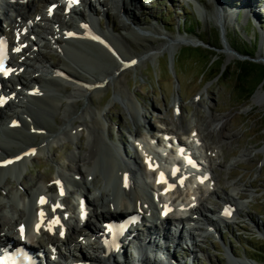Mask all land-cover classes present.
I'll return each instance as SVG.
<instances>
[{
  "label": "rangeland",
  "instance_id": "obj_1",
  "mask_svg": "<svg viewBox=\"0 0 264 264\" xmlns=\"http://www.w3.org/2000/svg\"><path fill=\"white\" fill-rule=\"evenodd\" d=\"M5 1L8 2L7 7L5 9L0 7V28L8 20L16 19V17L20 19L17 14L21 10L29 9L26 7L27 5L21 4V0ZM213 1L157 0L149 5V1L145 0L142 7L134 10V15L131 14L133 17L136 15V18H132L125 6L116 5L112 0H100V8L94 5L97 20L100 22L102 19V30L113 39L116 49L125 53L130 60L126 61V64L120 63L116 77L113 79L109 77L106 84L104 83L92 95L81 97V101L89 103L91 115L99 118L100 134L104 133L106 142L120 143L124 158H136L142 163L143 160L139 152L132 151L134 136L142 139L158 136L168 127L172 128L169 132L176 133L186 139L196 125L199 128L207 127L208 122L212 120V114L218 117L225 116V119L227 118L226 129L232 137L222 140L218 143L220 147L215 149L219 152L216 155V158L219 159L216 171L220 174L221 181L217 187L218 193L205 197V204L210 209L205 213L210 220L212 217H216V214L221 212L219 210L224 202L222 199L227 198L228 194H232L234 198L228 197L227 199L232 203L240 204L243 209L233 218L232 222L228 224L221 220L217 222V236L205 231V228H208L207 223L210 222L207 221V218L198 214L193 215L195 224L200 226V229L195 231L197 242L192 245V248L195 247L193 250L196 253L194 257L196 261L193 264H238L232 262L231 258L247 259L246 262L249 264H264V102H254L255 95L248 97L245 92L238 90V87L235 86L234 73L237 69L235 63L240 59L238 57L230 58L229 52L226 51L231 44L242 50H244L243 45L247 44L250 45V47L248 46L250 51L256 46L258 49H255V57L251 58L245 55L246 58L242 60L264 57V0L261 2L259 0H253L254 2L218 0L219 10L224 21L221 24L223 27L218 26L217 20L214 18L216 8ZM44 6H40V9H43ZM101 9L106 10L101 13ZM230 12L235 14L231 15ZM31 15L34 14L31 13ZM190 22L192 27L187 24L182 32L179 30V26ZM100 24L101 22L98 23L99 26ZM65 27L61 26L63 31H65ZM221 29H223L225 41L220 39V36L222 37ZM49 31L50 29H48ZM47 34H44V38L39 36L37 39L39 50L42 53L35 52L32 57L26 60L30 65V67L27 65L28 68L24 72L26 80L41 74L44 65L53 64L59 59L62 60H59V65L65 68L69 66L72 70L76 68L75 71L80 69L76 63L85 64L87 69L93 66L97 71L114 68V61L111 60V57L117 58V54L110 51L106 45L94 46L79 42L62 43L61 47L70 50L65 54H59L57 52L59 47L52 45L50 40L47 41ZM66 34L62 36V40ZM165 40L170 43L164 44ZM208 42L221 47L219 53L228 60L226 67L230 68L228 76L215 77L217 72V66H215L202 77L201 71L204 61L207 59L202 50L210 47ZM191 43H196V45ZM183 47H199L201 49L186 48L184 52H181ZM67 63L69 65H66ZM257 63L264 65L263 62ZM261 70V67L256 66L250 76H243V84L250 85L249 87L254 86L257 82L256 77ZM69 72L71 73V71ZM32 86L31 84L30 87ZM61 88V94L66 93L64 94L65 98L61 97L60 92L56 90L45 93L46 96L42 93L36 95L38 101L32 100L30 106L32 111L29 110L32 112L29 113L30 121H26L23 128L16 129L17 131L11 130L12 132L16 131L17 135L7 136L12 133L0 130L1 133L4 132L3 135L6 134L3 136V144L15 147L14 149L20 147L21 144L22 148L28 144H40L45 135L32 132L36 130V127L44 128L40 130L46 131L45 133L50 136H57L47 140L39 154L25 161L26 163L16 172L7 170L0 176L2 185H4V194H0V217L2 220H9V223L14 219L12 215L16 217L18 211L23 208L22 203L26 195H31V199L33 192L39 190L40 187L49 186L60 173L64 177L75 176L73 169L77 159L75 152L83 150V153L86 154L88 150L86 146L89 142L86 138H88L89 132L86 125L71 122L67 127L68 130L62 127V118L69 113L74 114L78 108L67 97L68 90L72 88L68 86ZM261 89L264 90V84L258 86L254 93ZM40 99H45L47 105ZM175 102H178L182 108L180 114L174 113ZM38 105H42L44 108ZM19 109L16 104H11L6 109V114L16 115ZM79 110V112L84 110L83 105ZM30 118L34 119V124L30 123L33 122ZM9 120L10 117L5 119L4 116L0 123L7 125ZM53 128L56 131H52ZM78 128V133L80 136L82 135L80 143L77 138V136L79 137L78 133L75 134ZM58 130L61 132H57ZM210 131L211 133H208L210 142L212 140L220 141L221 134L216 130ZM82 142L83 146H80ZM105 144L100 145L101 151H98V157L90 164L93 177L91 187H93L92 191H95L91 197L95 198L96 194H99L98 187L103 189L107 184L106 187L114 201L121 191L120 181L116 176L117 170L112 167L113 161L106 154L110 147ZM90 146H92L91 141ZM245 151H247V155L244 156ZM110 152L114 153L112 149ZM141 169L139 171L149 185L153 178L148 176L145 167ZM107 179H111L110 186ZM28 183L33 184L31 187L25 186L29 185ZM23 185L27 188L21 190ZM82 186V184H72L67 198L68 203L76 204V198ZM106 202L108 203V201ZM30 207L31 204H28V209ZM9 226L13 228L14 224ZM184 233L186 234L188 231L185 230ZM180 253L187 255L189 250L182 246ZM127 261L129 262L127 264H133L135 259ZM137 263L142 264V261L139 260ZM186 264H188L187 261Z\"/></svg>",
  "mask_w": 264,
  "mask_h": 264
},
{
  "label": "bare ground",
  "instance_id": "obj_2",
  "mask_svg": "<svg viewBox=\"0 0 264 264\" xmlns=\"http://www.w3.org/2000/svg\"><path fill=\"white\" fill-rule=\"evenodd\" d=\"M34 1V0H33ZM31 2V5H30V8L28 10V12H23V10L20 11V17L22 19V22H24V24H26L29 20V18H32L31 16L27 17L28 13H32L34 15H39L38 14V11H39V7H38V4L35 5L34 2ZM46 2L48 0H39V2ZM114 1V4H119V5H122V6H125L126 10L129 11L128 13H130L129 15L132 17V18H136V15L133 17L132 15H134V10H137L138 8H141L142 7V3H143V0H113ZM250 2H254L253 0H249ZM262 0H259V2H261ZM127 3V4H126ZM129 3V5H128ZM7 1L5 0H0V7L1 8H6L7 6ZM18 4V3H17ZM51 4L48 3L47 4V8H49ZM254 5V3H253ZM129 6V7H128ZM250 10V9H249ZM255 10V8H254ZM251 11V10H250ZM249 11V12H250ZM235 12V11H234ZM234 12H230L229 14L233 15L235 14ZM253 13V11H251ZM250 12V14H251ZM94 14V8H92L91 6V14ZM48 14V12H47ZM132 14V15H131ZM228 14V15H229ZM216 15V20L218 21V24L221 25L222 22L224 23V21L222 20V15L220 13H215ZM247 15V13H246ZM221 21V22H220ZM66 26H70L71 25V22H66L65 24ZM223 27V25H221ZM34 27L35 25L33 26V33H34ZM95 28L97 30H101L102 33H103V39H105L106 41L110 42V44H112L113 46H115L116 44L114 43L113 39H111L110 35L106 32H104L102 29H100L99 27L95 26ZM179 28H181V26H179ZM72 29H79V25H75L73 27H69V28H65V31L66 32H69L70 30ZM80 30V29H79ZM80 33L83 35L84 32L83 31H80ZM70 40L69 38V35L66 34L65 37L63 38V41L64 42H68ZM75 42H79L80 44H91V45H94V46H99L101 44H103L102 42L100 41H94V40H91V39H87L86 37L83 38V36L79 37V38H75V40L73 41H70L69 43L70 44H73ZM166 43H170V41L168 40H165L164 41V44ZM77 44V43H76ZM196 44V43H195ZM80 46V45H79ZM230 48H232L231 46H229ZM116 48V46H115ZM66 49V48H65ZM70 49H66V51H68ZM72 51V50H71ZM69 51V52H71ZM67 53V52H66ZM74 54V53H73ZM116 54H117V58H113L111 57V60L114 61V68L113 69H101L103 70L102 72L100 71H97L93 66L91 67H88V69L82 65V64H79V63H76V66L78 68H80L79 70H72L69 66H66L63 67L61 65H59V60L58 62H54L53 64L49 65V66H45V68L43 70L46 71V74L44 75H37V76H34L32 78V81L35 83L34 87H40V91H50L53 90V89H56V91L60 92V96L65 98L66 94L64 92V94H61L62 92V86L64 88V86H68V87H71L72 91L71 90H68V94H67V97L68 99H71L73 104L75 103V106L78 108L75 110L74 114L72 113H67L68 115L64 116V118H62V127L64 129H67V127H69V125L71 124V122H74V123H79V125H86V127L88 128V132H89V136L88 138H86L88 140L89 143H87V146H86V149L87 152L86 154L83 153V150H79L77 153L75 152V156H76V163H75V166H74V170H75V173L77 175H80L81 178L82 176H86V180L85 182H83L82 184L84 185V191H83V194L86 195L88 194L89 192H91V188L89 185L86 186V183L89 182V178H88V175L90 173H88V170H89V164L91 162H93L95 160L97 156V153L98 151H101L100 148H101V144H105L106 146L108 145L114 153H111V149L109 148V151L107 150L106 154L107 156L110 158V160L113 161V169L117 170L118 171V178H119V181L121 182V188L125 191L124 194H121L119 195L118 197H116V200H114V205L113 206H104L106 205L105 201L107 199V196L109 195V193L107 192V190H104L101 194H96L98 195L97 198H96V202L98 203H102L101 204V207L103 209H106L105 211L104 210H100L99 208H97L94 204V201L92 199H88V201L90 202L89 205L91 206H94L96 207L95 208V216L96 218L98 219H104L106 217V214H110L112 216H120L122 214H125V213H128L131 211V209H135V210H144L143 207L145 205V196H143L140 192H139V186H137V180L140 175L139 173L136 171H132L131 169H134V167H138L139 170L142 168V165L140 163H138V161H132V162H128L124 159L123 157V153L122 151H117L115 152V149L113 148V146H117L118 143H114V145L112 146L109 142L107 143L106 140H105V136H104V133L103 135L100 134V120L98 117H95L94 115L92 116L91 115V110H90V105L89 103H84L81 101V97H83L84 95H92L93 92H95L96 90L100 89L101 86L104 85V83L106 84L109 80L108 78L110 77V79H113L114 77H116V73H117V70H119V67L121 64H124L126 63V61H129L130 59L128 58V56H126L125 53L123 52H120V50H117L116 49ZM229 57L230 58H235L236 55L232 52H229ZM234 55V57H232ZM76 56V55H75ZM84 56V55H83ZM139 58V57H138ZM262 58V60L264 61V57H260ZM140 59V58H139ZM68 60V59H66ZM62 61V60H60ZM64 62V61H63ZM66 62H70V61H66ZM65 62V63H66ZM139 62H142L139 60ZM64 63V64H65ZM121 63V64H120ZM26 64V62L24 60L20 61L19 62V67L20 66H24ZM75 64V62H74ZM48 65V64H47ZM66 65H69L68 63ZM75 66V65H74ZM73 68V67H72ZM77 68V69H78ZM100 68V67H99ZM42 70V71H43ZM71 71V73L69 72ZM17 77H18V80L21 81V84L23 83L24 86H26V82L24 80V75L23 73H18L17 74ZM108 80V81H107ZM115 80V79H114ZM119 80V79H118ZM117 81V80H116ZM115 81V82H116ZM117 83V82H116ZM67 90V89H66ZM55 91V90H53ZM120 91V90H119ZM30 92V91H29ZM47 93V92H46ZM35 94H33V92L30 93V96H34ZM37 95V94H36ZM47 94H45L46 96ZM41 98V97H40ZM43 99V98H41ZM40 99V100H41ZM36 101L37 98L35 99ZM254 102L256 101L257 103L260 101V102H264V90H259L254 98H253ZM43 102H45V99L44 100H41ZM21 103V105H18L20 106L19 108H21L20 112L17 113V115L15 117H12L11 118V121L14 120V119H17L19 122H20V125L19 127H21L23 124L25 125V121L27 120L26 117L29 116V113H32L30 112L29 110L32 111V108L28 107L29 104H27L25 101L21 100L19 101ZM40 102V101H39ZM17 104V103H16ZM37 104V103H36ZM42 104V103H41ZM33 105V104H32ZM43 105V104H42ZM42 105H38L39 107L41 108H44ZM45 105L46 102H45ZM84 107V110L79 112L80 110V106ZM30 108V109H29ZM93 111V110H92ZM94 112V111H93ZM100 112V111H99ZM2 113V112H1ZM14 115V114H13ZM99 116V115H97ZM212 120L208 122L207 124V127H197L198 125H196L197 128L193 129L192 132H194V130H197V134L195 136H198L200 137L202 140H203V148L207 154V158H208V164L205 166L204 169L201 170V172L197 171L193 176L194 177H197L198 178V181L201 182L202 186L198 187L197 190H195L193 193L191 194H195L198 196V193L200 192L201 193V196H198L197 198L194 199V201H190V204L188 206H186V208H177L175 211H178L176 216H172L171 214L168 215V217L166 218H160V220L162 221V223L169 227V225L171 224H174V222L172 223V220H175L176 221V225H182V229L180 230V233L182 232L183 229H188L189 230V234H190V237L194 238V232L193 230H197V229H200V227H196V226H189V227H186L185 225V222L187 221H192V219H188V217L185 218V215H183L182 213L180 212H183L184 214L189 212V211H192L193 214H199V215H204L205 212L208 210L207 206L204 205L203 201L204 200V197L207 195V194H216L217 193V190L214 189L213 187V184L211 183V181L215 180L217 182H219V179L217 177V175L215 174V165L217 164L216 161L218 159H216L215 156H213V149L216 147L214 145H217L218 143H220L222 140H226V139H229L231 138V133L229 131H227L226 129V126L227 124L225 123L226 122V119H225V116H222V117H218V116H214V114H212ZM39 118V116H38ZM36 118V119H38ZM33 122H30V123H33L34 124V119L32 118ZM10 121V122H11ZM30 121V120H29ZM38 121V120H37ZM166 122V121H165ZM171 122V121H170ZM195 122V121H194ZM27 124V123H26ZM42 125V124H41ZM46 125V124H45ZM74 125V124H73ZM201 125V124H200ZM49 126V125H48ZM35 127V125H34ZM37 129H44V128H39V127H36ZM7 129H10V130H6V133H12V135H7V136H13V135H17L16 134V131L15 132H12L11 130H15L16 127H12L10 124L7 126ZM75 129H76V126H75ZM74 129V130H75ZM96 129V131L93 132V130ZM55 128H53L52 131H54ZM68 130V129H67ZM212 130L214 132V130L218 131V133L221 134V139L220 141L218 142H214L213 140L210 142L211 139H209L210 137V134L208 136V133H211ZM56 131V130H55ZM60 130H58L57 132H59ZM66 131V130H65ZM73 131V130H72ZM71 131V133H72ZM46 131H44V135H45V138L44 140L40 143V144H36V145H32V144H28L26 147H23L22 148V144L20 147L14 149L13 147L9 146V145H6V144H2L0 142V161L1 160H4V159H8V158H13L15 157L16 160L13 164L10 165L11 168H8L6 169L5 171L3 169H5L4 167H0V176H2V173L6 172L7 170H14V172H16L19 168H21L26 162V159H24L25 157H30L31 155H34V154H37L41 148H43L47 142V140H49L50 138H53V137H57V136H50L48 134L45 133ZM49 132V131H48ZM61 132V131H60ZM59 132V133H60ZM74 132V131H73ZM93 132V133H92ZM98 132V133H97ZM54 133V132H53ZM58 134V133H57ZM77 134V132H76ZM100 134V135H98ZM214 134V133H213ZM79 137L77 136V138H79V143L82 141L81 140V137L82 135L80 136V133H78ZM98 135V136H97ZM6 136V134H5ZM24 136V135H23ZM194 136V134L192 135ZM49 137V138H48ZM69 137V136H68ZM84 137V136H83ZM214 137V136H212ZM5 138V137H4ZM8 138V137H6ZM26 139V138H25ZM83 139V138H82ZM23 140V139H21ZM217 140V139H216ZM90 141L92 142V146H90ZM27 142V141H25ZM78 143V141H77ZM42 144H44L42 146ZM71 144V143H70ZM73 144V143H72ZM191 144V147L194 145L193 142L190 143ZM25 145V144H24ZM68 145V144H67ZM66 145V146H67ZM223 145V144H222ZM80 146H83V142ZM79 146V148H80ZM85 146V145H84ZM32 147H36L35 148V151L32 152V153H29L28 155H26V153H24L25 155L21 156L22 152H25L26 150L32 148ZM147 147V146H146ZM67 148V147H66ZM20 149V150H19ZM85 149V150H86ZM174 150H172L173 152V155L172 157L175 158V159H178L179 161V165L177 167V169L180 170V172H188V171H191V166H188L186 164V161H185V157L184 155L180 152L179 155H177L175 152L177 150V146H174L173 147ZM222 149V148H221ZM16 150V151H15ZM18 150V151H17ZM248 150V149H247ZM263 150H264V147H263ZM218 151V150H217ZM249 151V150H248ZM13 152V153H11ZM210 152V153H209ZM219 153V152H218ZM39 154V153H38ZM227 155V154H226ZM244 156L247 155V151L244 152L243 154ZM228 156V155H227ZM226 156V157H227ZM17 157H19L17 159ZM108 158V159H109ZM106 159V158H105ZM225 159V158H224ZM225 162V161H224ZM220 163V162H219ZM223 163V162H222ZM105 166H106V162H105ZM158 165H155L153 167V169H151V171H147L148 173L150 174H153L155 175L158 168H157ZM107 167V166H106ZM218 168V166H217ZM216 168V169H217ZM111 169V168H110ZM109 169V170H110ZM142 170V169H141ZM208 170H210L212 172V175L210 178H207L205 175H203L204 172H207ZM111 172V170H110ZM155 172V173H154ZM217 172V171H216ZM119 173H120V176H119ZM171 173V172H170ZM61 174V173H60ZM132 174H134V176L136 177V179H134L132 177ZM172 174V173H171ZM199 174H202L201 177H199ZM218 175H220L219 173H217ZM149 176V175H148ZM177 175H175V177H177ZM68 177V176H67ZM74 177V176H73ZM110 177V176H109ZM107 177V178H109ZM113 177V176H112ZM192 176L191 174L189 173V178L190 179ZM114 178V177H113ZM104 179V178H103ZM98 180V179H97ZM108 180V179H107ZM111 180V179H110ZM108 180V184L110 186L111 184V181ZM113 180V179H112ZM177 180V179H176ZM102 182V181H101ZM106 182V183H107ZM2 181L0 180V191L2 190V188H4V185H2ZM66 183V181H65ZM97 183V182H96ZM29 185H25L27 187H31L32 184L28 183ZM122 184L124 185V188L122 187ZM76 185V184H75ZM107 185V184H106ZM105 185V186H106ZM152 187H158L159 188V192H158V196L160 198V206L161 208H163L165 202L162 201V194L160 192V188H164V187H161L159 184H157L156 182V175L154 176V180L152 182ZM108 186V187H109ZM42 187H40L39 190H37L36 192H33L32 193V198H31V207L28 209V204H24V202L22 203L23 204V209L19 210L18 214L16 215L17 217V220H16V223L17 225L19 223H21L23 221V219L25 218L26 221L28 222L29 226H28V233L30 235H33L34 233V230L31 228L30 224L31 222L37 218V215H38V210H39V204H38V195L40 194H43L44 192H41ZM93 188V187H92ZM97 188V187H96ZM120 188V187H119ZM192 188V187H191ZM81 189V188H80ZM235 189V188H234ZM110 190V189H109ZM94 191V190H93ZM120 191V190H119ZM181 191V190H180ZM98 192V190H97ZM3 193V192H2ZM2 193H0L2 195ZM99 193V192H98ZM4 194V193H3ZM17 194V193H16ZM172 192L166 194V195H163V198H166V199H170L172 201ZM19 196V194H18ZM211 196V195H210ZM1 197V196H0ZM16 197V196H15ZM229 198H231L229 195H228ZM12 198V197H11ZM58 196L57 195H53L52 196V201L55 202L57 200ZM1 200V199H0ZM228 201H226L225 203H227ZM234 202V201H233ZM109 204V203H107ZM156 204V203H155ZM158 204H156L155 206H157ZM27 212H26V211ZM221 211V210H220ZM146 212V211H145ZM144 212V213H145ZM161 212H162V209H161ZM240 212H242V210L240 208H235V213L239 214ZM234 213V214H235ZM32 214V215H31ZM27 215H31L29 217H27ZM53 215V212H51V216ZM148 215V214H147ZM218 216V218H220L224 223H228L229 222V217L226 216V215H223L221 212H219V214H216ZM1 216V215H0ZM14 215H12V218H16ZM208 219V218H207ZM215 219V218H214ZM0 241L4 240V239H7L8 237H16L17 236V233L18 231H10L12 229V226H9L7 225V223H9V220H2V218L0 217ZM19 221V222H18ZM82 222V221H81ZM88 224H90V222L88 221L87 222ZM210 223V222H208ZM92 224V223H91ZM90 224V225H91ZM211 224H214L211 222ZM15 225V224H14ZM79 219L78 218H75V221L72 222L71 226H70V231L72 230V232L74 234H77L78 237L82 234H84L80 228H79ZM95 231L98 232V230L94 227ZM178 229V227L176 228ZM165 231H160V233H163V238H168V234H167V230L164 229ZM179 231V230H178ZM150 234H154V235H151V241H152V236L154 237L153 239H156V238H159L158 235H156L154 232H150ZM146 236L145 235L144 237H142L140 239V241L144 242V239H146ZM86 238V237H85ZM51 239H53L54 242H60V238H59V235H56V236H51ZM86 240H81L79 241L78 238H73L72 235H70V237L67 239V243L68 244H72L73 242H75L77 245H80L83 243H85ZM41 244H46L45 240L44 239H41ZM95 252H97L98 254L91 258L92 259V262L91 264H127L129 263L127 260H132V259H135L136 256L135 255H129L128 257V254L129 252L126 250H121L123 251L122 253H125V256H117V255H114V254H110L109 256H107V258H102L99 254L101 253V250H100V247L98 244H96L95 246ZM172 253L169 251L168 252V255H169V259L173 258V256L171 255ZM174 254V253H173ZM60 256H63V254L60 252L59 253ZM139 256H141V258H136L135 259V262H138L139 260L142 261V264H146L148 261H151L152 259L150 257H143L144 254L143 253H139ZM123 257V258H122ZM159 256L155 259L156 262H159ZM80 259H75V260H72L69 264H76L77 261H79ZM83 260L82 263L80 264H86L87 261H88V258H83L81 259ZM247 259H244V260H237L236 258H231V261L234 262V263H238V264H249L246 262ZM166 261V260H165ZM195 258H193V263H195ZM167 262V261H166ZM169 262V261H168ZM167 262V263H168ZM163 263V261H162ZM165 263V262H164ZM165 263V264H167ZM231 263V262H230ZM78 264V263H77ZM138 264V263H137ZM182 264H186L185 261L182 262ZM254 264V263H252Z\"/></svg>",
  "mask_w": 264,
  "mask_h": 264
},
{
  "label": "trees",
  "instance_id": "obj_3",
  "mask_svg": "<svg viewBox=\"0 0 264 264\" xmlns=\"http://www.w3.org/2000/svg\"><path fill=\"white\" fill-rule=\"evenodd\" d=\"M187 24L191 25V22L190 23H186L185 25L181 26V32H182V30L185 28V26ZM191 27H192V25H191ZM191 27H190V29H192ZM203 41H206V40H203ZM208 44L210 45L211 48H208L206 50V52H207V59L204 62V64H203L204 67H203V69L201 71L202 77H204L207 73H209L211 71V69L214 67L215 64L211 63L212 56L216 54L215 48H219V46L216 45L215 43L208 42ZM231 46H232V48H234L235 50H237L239 53H241L243 55H247V56H249L251 58L255 57V52L258 49V47L256 46V48H255L256 50L253 48L250 51L249 50L250 45H247V44L246 45H243L244 50L240 49L238 46H236L234 44H231ZM251 46H252V44H251ZM183 49H186V48H183ZM217 63H219V67L221 68V65L223 64V62L218 61ZM256 66H257V64L253 63L250 60L241 62L240 65H239V68H238L237 76L235 78V86L238 87V90H242L243 92H245V94L248 97H251L252 96V94L254 93V91L258 88V86L264 80V67H261L262 70L259 72L258 78H257V82H256V84L254 86L249 87L250 85L243 84V76L244 77L250 76L251 71H253ZM220 71H218L215 74V76L219 75L220 74Z\"/></svg>",
  "mask_w": 264,
  "mask_h": 264
},
{
  "label": "water",
  "instance_id": "obj_4",
  "mask_svg": "<svg viewBox=\"0 0 264 264\" xmlns=\"http://www.w3.org/2000/svg\"><path fill=\"white\" fill-rule=\"evenodd\" d=\"M213 5L215 6V8H216V12L217 13H220L221 14V12H220V10H219V4H218V0H214L213 1ZM215 12V13H216ZM214 18L216 19V15H214ZM217 25L218 26H220L221 27V25H219L218 24V21H217ZM221 31H222V37L220 36V39L222 38L223 39V41H225L226 39H225V35H224V33H223V29H221ZM192 45H194L195 43H191ZM196 45V44H195ZM183 48H191V49H198L199 47H183ZM181 49V52H184V50L185 49ZM208 48H211V47H208ZM207 48V49H208ZM199 49H201V48H199ZM207 49H204V50H202V51H204V53L206 54V56H207V52H206V50ZM221 49V47L219 46V48H215V51H216V54L215 55H213L212 56V60H211V63H213V64H215L214 65V67L215 66H217V72L218 71H220V74L219 75H217V76H215V77H218V78H222V77H225V76H228V74H230V68H228V67H226V65L228 64V60H226L224 57H222V54H220L219 53V50ZM228 50H226L227 52H233L234 54H236V57H238L240 60L237 62V63H235L236 65H237V69H236V71H235V73H234V75H235V78H236V76H237V72H238V68H239V65H240V63L241 62H244V61H247V59L246 60H242V59H244V58H246V56L245 55H243V54H241V53H239L237 50H235V49H233V48H230L229 46H228V48H227ZM183 54V53H182ZM248 60H250V61H252L253 63H255V64H257V66H259V67H264V65H260L259 63H257V62H263L264 63V61L262 60V58H258V59H248ZM206 61V60H205ZM204 61V62H205ZM218 61H221V62H223V64L221 65V68L219 67V63H217ZM172 63H174V62H172ZM213 67V68H214ZM212 68V69H213ZM211 69V70H212ZM216 72V73H217ZM258 76V75H257ZM258 77H256V79H257ZM264 84V80L262 81V83L259 85V86H262ZM256 93H253L252 94V96L253 95H255Z\"/></svg>",
  "mask_w": 264,
  "mask_h": 264
},
{
  "label": "snow or ice",
  "instance_id": "obj_5",
  "mask_svg": "<svg viewBox=\"0 0 264 264\" xmlns=\"http://www.w3.org/2000/svg\"><path fill=\"white\" fill-rule=\"evenodd\" d=\"M69 35H73L72 33H69ZM94 39H99V37H94ZM19 49H17V51H18ZM133 63H135V61H133ZM0 70H2V71H4V73L7 75L8 74V72H10L11 71V69H4L3 67H2V65H0ZM2 103H4V100L3 99H0V104H2ZM35 150H33V152H34ZM19 157H17V159H18ZM191 162V161H190ZM5 163H9V161H5ZM161 176H162V178H163V174H161ZM57 183H59V181H57ZM171 187V186H170ZM41 202L43 203L44 202V199L43 198H41ZM226 214H227V212H226ZM44 214L43 213H41V216H43ZM54 223H55V221H54ZM39 224L37 225V230H39ZM21 233L23 234V226H21ZM61 235H63V233H61Z\"/></svg>",
  "mask_w": 264,
  "mask_h": 264
}]
</instances>
